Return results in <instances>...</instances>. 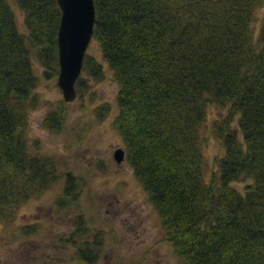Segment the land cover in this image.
<instances>
[{
    "label": "trees",
    "instance_id": "16d2710c",
    "mask_svg": "<svg viewBox=\"0 0 264 264\" xmlns=\"http://www.w3.org/2000/svg\"><path fill=\"white\" fill-rule=\"evenodd\" d=\"M14 2L22 31L10 0H0V222L60 180L58 162L26 141L38 82L58 75L60 10L56 0ZM93 2L92 38L117 86L112 126L165 241L183 264H264V18L254 29L264 0ZM84 75L102 80L103 64L85 55L80 95ZM66 103L44 128L59 130ZM211 106L226 112L211 126L223 156L207 179L201 129ZM72 179L66 172L55 212L76 195ZM84 237H69L73 258L91 264L101 238Z\"/></svg>",
    "mask_w": 264,
    "mask_h": 264
},
{
    "label": "rangeland",
    "instance_id": "374dc122",
    "mask_svg": "<svg viewBox=\"0 0 264 264\" xmlns=\"http://www.w3.org/2000/svg\"><path fill=\"white\" fill-rule=\"evenodd\" d=\"M10 2L22 31L23 15L14 0ZM263 18L264 7H259L256 33ZM86 54L103 64L104 78L96 81L84 75L81 95L77 93L72 102L66 103L58 131L42 126L44 117L56 110L63 99L57 77L38 82L40 103L29 113L26 141L31 152L58 162L60 180L23 203L12 220L0 222V264H88L73 258L76 248L72 238L69 240L74 235L83 240L86 234L88 239L95 235L102 242L93 245L97 257L91 264H183L165 241L159 215L133 170L126 160L117 163L113 158L114 151L123 147L112 126L117 114V86L93 38ZM106 107L108 114H99ZM225 112L211 106L201 129L207 179L216 171L217 159L223 156L211 126ZM66 172L73 178L76 195H70L65 203L68 206L55 212ZM232 185L239 190L243 186L236 182ZM78 226L85 227L84 235Z\"/></svg>",
    "mask_w": 264,
    "mask_h": 264
},
{
    "label": "water",
    "instance_id": "95a60500",
    "mask_svg": "<svg viewBox=\"0 0 264 264\" xmlns=\"http://www.w3.org/2000/svg\"><path fill=\"white\" fill-rule=\"evenodd\" d=\"M60 10L57 29L58 75L56 84L63 100L72 102L76 96L75 83L82 71L83 60L93 36L95 7L93 0H56ZM113 158L124 160V149L117 148Z\"/></svg>",
    "mask_w": 264,
    "mask_h": 264
},
{
    "label": "flooded vegetation",
    "instance_id": "af4514ba",
    "mask_svg": "<svg viewBox=\"0 0 264 264\" xmlns=\"http://www.w3.org/2000/svg\"><path fill=\"white\" fill-rule=\"evenodd\" d=\"M123 162V161H122Z\"/></svg>",
    "mask_w": 264,
    "mask_h": 264
}]
</instances>
